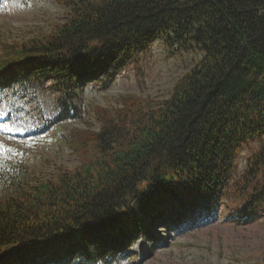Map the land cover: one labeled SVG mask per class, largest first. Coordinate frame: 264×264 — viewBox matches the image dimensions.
<instances>
[{"label": "trees", "instance_id": "16d2710c", "mask_svg": "<svg viewBox=\"0 0 264 264\" xmlns=\"http://www.w3.org/2000/svg\"><path fill=\"white\" fill-rule=\"evenodd\" d=\"M57 1L67 15L49 34L0 42V93L29 98L50 83L59 94L42 131L84 120L83 88L107 89L142 46L201 57L153 106L133 95L115 111L91 106L100 130L62 135L73 150L89 147L79 170L35 181L24 161L0 158V264H123L157 224L260 220L264 0Z\"/></svg>", "mask_w": 264, "mask_h": 264}, {"label": "rangeland", "instance_id": "374dc122", "mask_svg": "<svg viewBox=\"0 0 264 264\" xmlns=\"http://www.w3.org/2000/svg\"><path fill=\"white\" fill-rule=\"evenodd\" d=\"M66 15V7L57 0H0V42L21 43L45 36ZM139 49L137 63L117 71L107 89L83 88L87 117L81 121L64 119L41 130L43 123L58 113L59 94L49 88L50 83L37 86L27 102L11 94L12 90L1 92L0 144L15 151H0V158L7 163L24 161L22 167L35 181H53L59 171L79 170L82 158L89 156V147L73 150L63 143L62 135L72 130L87 138L86 132H98L91 106L115 111L123 95H133L153 106L170 95L178 79L201 57L194 51L175 52L160 40ZM244 159L242 153L237 172L244 169ZM220 212L223 214L224 207ZM151 229L130 242L123 264H264V216L246 225L221 219L191 230L161 224Z\"/></svg>", "mask_w": 264, "mask_h": 264}, {"label": "water", "instance_id": "95a60500", "mask_svg": "<svg viewBox=\"0 0 264 264\" xmlns=\"http://www.w3.org/2000/svg\"><path fill=\"white\" fill-rule=\"evenodd\" d=\"M16 248L14 247H5V251H4V256H9L12 255L13 253H15Z\"/></svg>", "mask_w": 264, "mask_h": 264}, {"label": "snow or ice", "instance_id": "6c2138e0", "mask_svg": "<svg viewBox=\"0 0 264 264\" xmlns=\"http://www.w3.org/2000/svg\"><path fill=\"white\" fill-rule=\"evenodd\" d=\"M0 151H3V152H13L15 150L10 149V148H5L3 144H0Z\"/></svg>", "mask_w": 264, "mask_h": 264}, {"label": "bare ground", "instance_id": "6f19581e", "mask_svg": "<svg viewBox=\"0 0 264 264\" xmlns=\"http://www.w3.org/2000/svg\"><path fill=\"white\" fill-rule=\"evenodd\" d=\"M136 62V61H135ZM42 123V122H41ZM224 142V141H223ZM188 162V161H187ZM151 239V238H150ZM132 246V245H131ZM127 253V252H126Z\"/></svg>", "mask_w": 264, "mask_h": 264}]
</instances>
